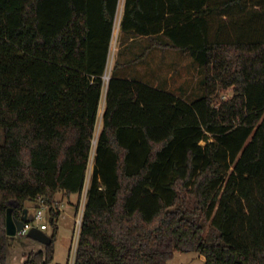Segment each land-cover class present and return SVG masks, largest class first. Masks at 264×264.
Segmentation results:
<instances>
[{"label":"trees","instance_id":"obj_1","mask_svg":"<svg viewBox=\"0 0 264 264\" xmlns=\"http://www.w3.org/2000/svg\"><path fill=\"white\" fill-rule=\"evenodd\" d=\"M119 3L0 0V264L8 210L40 199L52 241L23 264H61L55 195L84 191ZM121 29L139 61L191 55L204 94L110 78L74 264H264V0H125Z\"/></svg>","mask_w":264,"mask_h":264},{"label":"rangeland","instance_id":"obj_2","mask_svg":"<svg viewBox=\"0 0 264 264\" xmlns=\"http://www.w3.org/2000/svg\"><path fill=\"white\" fill-rule=\"evenodd\" d=\"M125 0H120V11H122ZM131 38H134L133 41ZM149 44V40L141 37L134 36V34L121 35L120 32V16L118 14L115 23V30L111 44V51L108 61L107 70L104 76V89L103 96L100 105L99 117L96 126L95 137L92 143V152L90 158L89 169L87 173V180L84 191L79 195H71L70 198L66 197L63 202V212L58 220V231L55 242V263L61 264H74L78 229L76 224L77 215H73L71 218L66 212H71L72 206L69 201L76 202L78 199V208H85L89 186L92 180V173L94 167V158L96 151V144L98 137L102 130L103 125V113L105 109V98L107 92V86L112 76L118 77H131L145 83H157L162 88L169 87V74L173 70H177V74L173 81L179 84L180 90L182 88L186 93L188 102H192L204 94V70L197 64L191 55H186L185 62H178L175 58L180 52L155 49L149 53L143 61H139L137 57L141 55L145 46ZM129 62V65H125ZM120 64L116 68L117 64ZM173 66H177L173 68ZM106 75L109 76L106 79ZM185 76L183 79L182 76ZM234 94L233 87L223 89L219 92L217 97V105L221 101L231 98ZM183 94H181L182 96ZM4 143V133L0 130V145ZM95 144V145H94ZM26 207L30 208V217L35 218L36 203L27 202ZM72 214V212H71ZM75 216V217H74ZM48 219V215L46 216ZM40 221H36V225H40ZM50 236L54 233V228L48 220V230L45 231ZM36 242L30 238L28 234L22 235L18 233L14 237H9V249L7 253L8 264H23L27 255L31 252H38L46 249V245ZM35 245V246H33ZM75 251V252H74ZM73 256L72 260L71 257ZM205 257L199 252H176L174 257L167 264H204Z\"/></svg>","mask_w":264,"mask_h":264},{"label":"crops","instance_id":"obj_3","mask_svg":"<svg viewBox=\"0 0 264 264\" xmlns=\"http://www.w3.org/2000/svg\"><path fill=\"white\" fill-rule=\"evenodd\" d=\"M124 7H125V2H124V6H123V9H122V11H120V3H119V7H118V11H117V15H116V18H117V16H118V14H119V16H120V32H121V35H126V34H128V33H125V32H123L122 31V29H121V23H122V20H123V17H124ZM221 18L223 19V20H228V19H230L229 18V16H227V15H223V16H221ZM138 38L139 37H141V38H145V39H148V37H146V36H137ZM133 39L134 38H131V40L133 41ZM146 47V46H145ZM145 49V48H144ZM144 49H143V51H144ZM155 49H159V48H153L152 50H150V52L149 53H151L153 50H155ZM142 51V52H143ZM171 51H176V50H171ZM176 52H180L181 54H178V55H176L175 56V58L177 59V61L178 62H185V57H186V55H188V54H185V53H183V52H181V51H176ZM148 53V54H149ZM145 59V58H144ZM143 59V60H144ZM142 60V61H143ZM187 60V59H186ZM188 61V60H187ZM119 64V63H118ZM120 65V64H119ZM125 65H129V62L127 61V63L125 64ZM177 66H173V68H176ZM176 74H177V70H173L170 74H169V80H168V83H169V87H167V88H162L159 84H157V83H147V84H149V85H151V86H153V87H156V88H161V89H165V90H167V91H170V92H172V93H174L176 96H178V97H180V98H183V99H185V100H187V98H186V93L184 92V89L182 88V92L181 91H179L180 90V88H178L179 87V84L178 83H176L175 81H173V79H174V77L176 76ZM183 77V79H185V76L183 75L182 76ZM124 78H128V79H134V78H131V77H124ZM181 94H183L182 96H181ZM106 99V98H105ZM88 192V191H87ZM73 195V194H72ZM74 195H77L78 197H79V195L80 194H74ZM71 196V195H70ZM70 196H68L67 194H65L64 192H59V193H57L56 195H55V200H56V202L59 204V207H60V216L62 215V212H63V208H62V204H63V202H64V200H65V198L66 197H69L70 198ZM69 203H70V205L72 206V210H71V212H72V214H71V212H66V214H68L71 218H73V215H78L79 213L81 214V213H83V215H84V209L85 208H78V199H77V201L76 202H72V201H69ZM28 208V207H27ZM28 210H29V216L28 217H30V208H28ZM74 216V217H75ZM60 218V217H59ZM48 234V233H47ZM49 235V234H48ZM79 236H80V233H79ZM78 240H79V237H78ZM34 241H36V240H34ZM33 243H35V244H37V243H40V242H38V241H36V242H33ZM78 243V242H77ZM33 246H35V245H33ZM77 246H78V244H77ZM76 250H77V248H76ZM75 252V251H74ZM76 253V252H75ZM72 258H73V256L71 257V260H72Z\"/></svg>","mask_w":264,"mask_h":264},{"label":"water","instance_id":"obj_4","mask_svg":"<svg viewBox=\"0 0 264 264\" xmlns=\"http://www.w3.org/2000/svg\"><path fill=\"white\" fill-rule=\"evenodd\" d=\"M29 210L25 208L23 210V215L20 218H17L13 215V208H10L7 213V220H6V233L8 237H14L21 231L24 227L25 221L28 219ZM28 236L38 242L45 244L46 246L49 245L52 241L50 235H48L45 231H42L38 227L32 228Z\"/></svg>","mask_w":264,"mask_h":264},{"label":"built area","instance_id":"obj_5","mask_svg":"<svg viewBox=\"0 0 264 264\" xmlns=\"http://www.w3.org/2000/svg\"><path fill=\"white\" fill-rule=\"evenodd\" d=\"M35 210H36L35 218L33 219L31 217H28V219L25 221L23 229L21 231H19L18 233H20L22 235H26L34 227H38L42 231L48 230V220L50 218V212H49V207L47 206V204L45 203V201L43 199H40L39 206L36 207ZM47 215L49 216L48 219L46 217ZM36 221H40L41 222L40 225H36L35 224ZM82 222H83V213H81V214L79 213L77 215V218H76L78 235L81 232ZM77 242H78V240H77Z\"/></svg>","mask_w":264,"mask_h":264},{"label":"bare ground","instance_id":"obj_6","mask_svg":"<svg viewBox=\"0 0 264 264\" xmlns=\"http://www.w3.org/2000/svg\"><path fill=\"white\" fill-rule=\"evenodd\" d=\"M106 79H108L109 78V76L108 75H106V77H105ZM95 145V144H94Z\"/></svg>","mask_w":264,"mask_h":264}]
</instances>
